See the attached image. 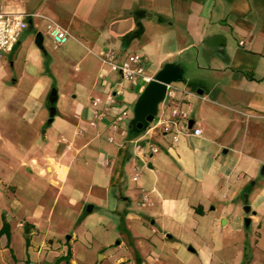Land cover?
Here are the masks:
<instances>
[{
    "label": "crops",
    "instance_id": "crops-1",
    "mask_svg": "<svg viewBox=\"0 0 264 264\" xmlns=\"http://www.w3.org/2000/svg\"><path fill=\"white\" fill-rule=\"evenodd\" d=\"M0 5L31 14L0 58V264H257L248 229L264 219V0ZM106 51L142 56L151 78L164 71L179 90L153 121L178 106L201 135L135 128L148 82L110 70Z\"/></svg>",
    "mask_w": 264,
    "mask_h": 264
},
{
    "label": "built area",
    "instance_id": "built-area-1",
    "mask_svg": "<svg viewBox=\"0 0 264 264\" xmlns=\"http://www.w3.org/2000/svg\"><path fill=\"white\" fill-rule=\"evenodd\" d=\"M31 14H24L18 12L5 11L0 5V58H3L7 54L13 51L22 32L27 28V22L25 16ZM49 34L55 44H63L69 38L67 30L50 21L47 24ZM118 55L113 51H106L101 53V62L109 67L110 70L119 72L123 79L134 84L138 78H143L146 82H149L152 78L145 74V66L142 56L138 54H127L121 62H117ZM178 87L173 84H166L165 100L169 102L174 100V95L178 91ZM117 91L115 94H118ZM99 98H93L92 105L95 107L94 119L101 120L104 117V111L98 110L97 106L100 104ZM115 103V97L113 94H108L104 105L110 106ZM127 117V111L123 110L119 114L115 115L111 126L116 129L119 124ZM189 113L186 110L173 106L167 116L158 117L148 127V130L160 131L164 135H171V138L176 141L180 134L191 133L194 136H200L202 130L198 127L192 129L188 128ZM92 124H95L93 120ZM109 140H112L109 138ZM149 151L154 154L159 151V148L149 143ZM143 164H146V159L141 157ZM138 173L133 176V180H137ZM147 201L146 194L141 197V204Z\"/></svg>",
    "mask_w": 264,
    "mask_h": 264
},
{
    "label": "water",
    "instance_id": "water-1",
    "mask_svg": "<svg viewBox=\"0 0 264 264\" xmlns=\"http://www.w3.org/2000/svg\"><path fill=\"white\" fill-rule=\"evenodd\" d=\"M164 71L153 77L138 98L134 107L133 125L135 128H147L153 121L157 107L163 100L166 92V84L170 83Z\"/></svg>",
    "mask_w": 264,
    "mask_h": 264
},
{
    "label": "rangeland",
    "instance_id": "rangeland-1",
    "mask_svg": "<svg viewBox=\"0 0 264 264\" xmlns=\"http://www.w3.org/2000/svg\"><path fill=\"white\" fill-rule=\"evenodd\" d=\"M17 70L10 67V72H9V83L17 76ZM11 80V81H10ZM22 94V91L20 92ZM262 168H258L255 171V181H259L262 178ZM248 235L250 237L249 242L250 247L254 250L255 252V262L257 264H264V219L261 220L260 227L258 228L256 225H251L248 229ZM256 240V243H255ZM116 241V240H115ZM235 251H221L219 253V256L226 261H232ZM183 263V262H182ZM184 264V263H183ZM185 264H199L196 261L192 262H185ZM221 264H231V262H221Z\"/></svg>",
    "mask_w": 264,
    "mask_h": 264
},
{
    "label": "trees",
    "instance_id": "trees-1",
    "mask_svg": "<svg viewBox=\"0 0 264 264\" xmlns=\"http://www.w3.org/2000/svg\"><path fill=\"white\" fill-rule=\"evenodd\" d=\"M4 230V229H3Z\"/></svg>",
    "mask_w": 264,
    "mask_h": 264
}]
</instances>
